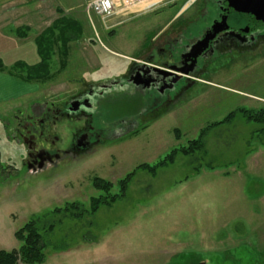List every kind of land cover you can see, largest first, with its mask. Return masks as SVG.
<instances>
[{
  "label": "rangeland",
  "instance_id": "374dc122",
  "mask_svg": "<svg viewBox=\"0 0 264 264\" xmlns=\"http://www.w3.org/2000/svg\"><path fill=\"white\" fill-rule=\"evenodd\" d=\"M84 2L0 0L4 31L17 38L24 33L20 41L35 49V38L61 27L60 19L80 26L69 31L77 38L66 53L61 43L52 51L48 80H22L20 89L34 92L0 102V250L19 248L15 231L35 219L44 245L38 264H264V130L257 129L264 121H249L241 112L259 118L264 111V52L211 66V76L202 77L210 84L200 82L143 129L40 171L21 163L22 145L8 138L13 115L64 100L82 80L115 77L152 33L188 8L179 0L104 23ZM5 77L0 73V90ZM103 106L110 110L102 109L100 126L134 115L139 99L112 94ZM56 128L57 146L67 145L73 125L61 120ZM201 132L200 149L178 152L154 174L136 168L153 167ZM256 148L260 160L251 168ZM132 171L123 196L90 212V199L101 193L92 187L94 177L110 181L116 193V182ZM71 203L77 205L71 213L53 212Z\"/></svg>",
  "mask_w": 264,
  "mask_h": 264
},
{
  "label": "flooded vegetation",
  "instance_id": "af4514ba",
  "mask_svg": "<svg viewBox=\"0 0 264 264\" xmlns=\"http://www.w3.org/2000/svg\"><path fill=\"white\" fill-rule=\"evenodd\" d=\"M183 13L164 31L152 33L115 77L82 80L64 100L31 105L20 118L13 115L8 138L22 145L21 163L40 171L143 129L200 82L210 84L202 77L211 76V66L264 52V0H194ZM120 93L137 97L138 110L100 126L102 109L110 110L103 104ZM61 120L73 129L68 144L58 147Z\"/></svg>",
  "mask_w": 264,
  "mask_h": 264
},
{
  "label": "trees",
  "instance_id": "16d2710c",
  "mask_svg": "<svg viewBox=\"0 0 264 264\" xmlns=\"http://www.w3.org/2000/svg\"><path fill=\"white\" fill-rule=\"evenodd\" d=\"M63 20L64 24H61L62 26H55L51 27L45 32V34L38 35L37 38H35L36 42V51L37 55L39 57V62L32 66H27L22 62H17L13 66H11L8 69V72L11 75H14L18 77L19 79L23 80L24 82H31V81H39L44 82L48 80V78L51 75L50 72V59L52 55V51L58 46V43H61L62 48H64L66 53V45L69 41L75 40L77 36H70L69 31H76L80 26H78L76 23H71L70 25H67L66 20ZM58 29V34H55V30ZM22 29H17L18 32H20ZM23 31V30H22ZM16 35L20 37H25L24 33H16ZM22 35V36H20ZM60 46V47H61ZM63 52L62 55H65ZM64 63V61H63ZM0 70L7 71L6 68L1 64L0 62ZM241 112L244 115L247 120L249 121H257L258 123H262L264 121V111H261V115L259 118H257V115H254V117H251L250 114H248V111L242 110ZM263 112V113H262ZM234 113H230L228 117H232ZM227 117V118H228ZM227 118L225 120H227ZM224 120V121H225ZM218 123V122H217ZM217 123L212 124V126L217 125ZM222 123V121L220 122ZM204 130H202L203 132ZM202 132L200 133L199 137L197 139L191 140L188 142V145L185 147H181L178 150H172L167 157L164 160L159 161L156 165L153 167L141 164L137 166L136 168H144L147 169L152 174L155 173L156 168L162 165H165L168 162H172L175 155L180 152L183 154H189L193 152L196 149H200L203 146L202 141ZM134 175V171L128 173L124 178L118 180L116 182L117 192L111 193V189L114 186L110 181L105 180L100 177H94L92 179V187L96 190L100 191V195L97 197H92L89 201V210L90 212H95L97 208L100 205H110L112 204L116 198L123 196L126 192V189L128 187V184L130 180L132 179ZM77 207L76 203L68 204V206L64 208H58L55 209L53 212L55 213H71V211ZM49 231L53 229L52 225H49L47 227ZM15 239L21 244L19 248H14L12 250H0V264H18V263H24V264H38L43 261V243L41 240V235L38 232L37 229V223L35 219H31L28 222H26L22 227H20L18 230L14 233ZM196 262V263H195ZM193 262L192 264H199L197 260ZM257 263H261L260 261H257Z\"/></svg>",
  "mask_w": 264,
  "mask_h": 264
},
{
  "label": "crops",
  "instance_id": "0c3cea01",
  "mask_svg": "<svg viewBox=\"0 0 264 264\" xmlns=\"http://www.w3.org/2000/svg\"><path fill=\"white\" fill-rule=\"evenodd\" d=\"M4 30H5L4 26L1 25V22H0V61H1V64L5 68L7 67L10 68L17 62H22L27 66H32L39 62V57L36 53V49L32 44L29 45L26 42L20 41V39L17 38L14 34L12 35L10 32L4 31ZM4 72L7 73L9 77L8 78L5 77L3 79L4 86L0 90V102L3 103L7 101H12V100L17 99L21 95H24V94L26 95V94H30L34 92V90L25 89L26 87H23L22 89H20L19 84H22V82L24 81H22L21 79H19L18 77L14 75H11L7 71L0 70V73H4ZM24 83L26 85L29 84L27 82H24ZM256 123L258 122L256 121ZM257 129L264 130V127L262 128L258 127ZM254 152L256 156L251 161V166H249L251 168L254 167L256 162H259L260 160L259 157L261 155V153L257 151V148Z\"/></svg>",
  "mask_w": 264,
  "mask_h": 264
},
{
  "label": "built area",
  "instance_id": "2783aa9c",
  "mask_svg": "<svg viewBox=\"0 0 264 264\" xmlns=\"http://www.w3.org/2000/svg\"><path fill=\"white\" fill-rule=\"evenodd\" d=\"M86 10H93L104 23L118 18L128 19L130 15L146 13L173 4L179 0H84ZM194 0H185L181 9Z\"/></svg>",
  "mask_w": 264,
  "mask_h": 264
}]
</instances>
